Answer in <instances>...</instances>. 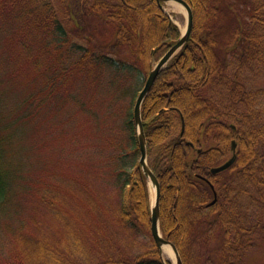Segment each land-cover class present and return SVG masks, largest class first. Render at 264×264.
Wrapping results in <instances>:
<instances>
[{"label": "trees", "instance_id": "trees-1", "mask_svg": "<svg viewBox=\"0 0 264 264\" xmlns=\"http://www.w3.org/2000/svg\"><path fill=\"white\" fill-rule=\"evenodd\" d=\"M184 1L191 37L142 107L161 230L184 264H251L264 257V0ZM180 37L156 0H0V264H165L134 109ZM233 140L235 164L213 175Z\"/></svg>", "mask_w": 264, "mask_h": 264}, {"label": "water", "instance_id": "water-1", "mask_svg": "<svg viewBox=\"0 0 264 264\" xmlns=\"http://www.w3.org/2000/svg\"><path fill=\"white\" fill-rule=\"evenodd\" d=\"M161 8L163 7L164 3L175 2L182 5L187 11V28L182 33L181 38L177 41L175 45H173L170 50L162 57V59L158 62L155 68L150 73L144 88L140 92L138 99L135 105V122L138 128V138L141 150V159L140 165L142 170L148 179L149 183H151L156 189V198L154 203L152 204V217H151V234L152 237L159 248V250L163 253V248L165 246H171L174 254H175V262L176 264H184L180 253L174 243L164 238L160 228V196H161V187L158 178L152 171L149 162H148V145H147V138L144 132L143 127V120H142V106L144 101L146 100L147 96L151 92L154 87V84L159 76V74L167 67L168 63L178 55V53L183 49V47L189 42L191 37L193 27H194V20H193V11L191 6L184 0H156ZM184 128V127H183ZM233 155L232 157L226 161L224 164L218 167H214L211 172L213 175L222 173L229 169L237 160V153H236V143L233 142ZM214 189V187L212 186ZM217 202V193L215 192V199L209 206H213Z\"/></svg>", "mask_w": 264, "mask_h": 264}, {"label": "rangeland", "instance_id": "rangeland-1", "mask_svg": "<svg viewBox=\"0 0 264 264\" xmlns=\"http://www.w3.org/2000/svg\"><path fill=\"white\" fill-rule=\"evenodd\" d=\"M165 10H166V12L169 15H171L172 19L180 27L181 31L182 32L185 31L186 30V27H187V12H186V9L183 8V7H177L176 5H173V4H170L169 3V4H165ZM156 64L157 63H154V66ZM262 82H263V80H260L259 81L260 85L263 84ZM154 195H155L154 189H152V187L150 186V196H151L152 202H153ZM49 221L47 222V224L45 225V227L43 229L45 231H47L49 234H52L55 231L52 229V223H51V221L50 222ZM258 252H261L262 253V251L255 252L251 256V264H264V262H263L264 261V259H263L264 257L262 255L258 254ZM162 258L164 259L165 262H169L171 264H176L175 258H171V257H169L167 255H164V254H163V257Z\"/></svg>", "mask_w": 264, "mask_h": 264}, {"label": "bare ground", "instance_id": "bare-ground-1", "mask_svg": "<svg viewBox=\"0 0 264 264\" xmlns=\"http://www.w3.org/2000/svg\"><path fill=\"white\" fill-rule=\"evenodd\" d=\"M170 4L176 5L177 7H182V5H180L178 3H174V2H170ZM151 187H152V189H154V193H155L154 198H153V202H154L155 201V196H156V189H155V187L153 185H151ZM163 254L167 255V256H169L171 258H175V254H174V251H173L171 246H165L163 248Z\"/></svg>", "mask_w": 264, "mask_h": 264}]
</instances>
